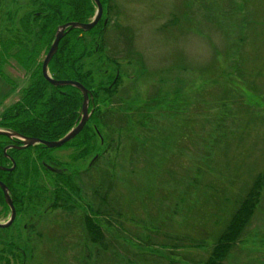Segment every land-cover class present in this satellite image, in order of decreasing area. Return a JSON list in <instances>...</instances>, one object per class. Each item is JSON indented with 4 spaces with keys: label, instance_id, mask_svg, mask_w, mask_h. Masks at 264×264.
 Returning a JSON list of instances; mask_svg holds the SVG:
<instances>
[{
    "label": "rangeland",
    "instance_id": "rangeland-1",
    "mask_svg": "<svg viewBox=\"0 0 264 264\" xmlns=\"http://www.w3.org/2000/svg\"><path fill=\"white\" fill-rule=\"evenodd\" d=\"M11 1L0 0V24L29 3ZM30 2L35 10L39 0ZM61 7L65 15L68 6ZM110 9L101 42L125 76L114 99L103 96V68L94 67L93 85L100 111L112 113L117 125L96 136L89 171L73 162V144L49 152L78 170V191L66 188L56 202L44 194L0 229L1 243L27 252L25 264H192L207 256L230 197L251 174L264 175V0H114ZM85 43L79 62L89 71L88 36ZM7 76L16 86L9 91L0 78V115L31 78ZM103 183L121 213L112 225L100 222L106 252L87 240L83 224ZM24 223L33 228L24 231ZM3 247L0 256L20 264ZM225 264H264V189Z\"/></svg>",
    "mask_w": 264,
    "mask_h": 264
},
{
    "label": "trees",
    "instance_id": "trees-1",
    "mask_svg": "<svg viewBox=\"0 0 264 264\" xmlns=\"http://www.w3.org/2000/svg\"><path fill=\"white\" fill-rule=\"evenodd\" d=\"M62 4L68 6L66 16L61 10ZM35 9H41L42 13L40 16L32 15V25L22 22L21 25H18L19 27H16L12 24L13 15L11 12L2 17L4 21L0 24V78L9 85V91L14 87H12L11 78L4 72V67L9 66L10 62L20 66L40 67V61H37V53L40 50L45 51L48 47L57 24L66 20L88 22L93 12V5L90 0H65L60 4L57 2L53 4L48 0H39ZM31 11L33 12V10ZM8 22L11 23L8 24ZM93 31L91 29L85 33L79 29H73L68 37H64L60 41L59 47L49 63V73L52 78L56 80H79L80 75L73 71V66L78 59L81 60L85 49L82 48V38L77 39V34H88ZM35 35L38 36L36 41L32 42L31 39H28V37ZM77 43L80 47L77 46ZM30 77V82L36 84L35 87L22 90L19 101L6 110L4 109L5 111L0 115V128L14 130L28 137H38L48 141L57 140L78 122L81 96L69 97L66 93H62L60 89L66 90L72 87L50 85L40 72L32 73ZM103 87H101L102 91L104 90ZM2 99L3 95H0V104ZM98 103L101 102L98 100ZM99 104L95 109L94 130L91 125L89 127V123H86L84 129L65 144V146L73 144L76 149H82L79 154H74V163L89 149L94 148V153H96L95 138L96 136L102 137V128L111 124L117 125L114 117L111 118L113 114L108 112V109H106L107 114L101 112ZM242 137L243 134H241ZM9 140L12 139L7 136H0V161L3 159L4 144ZM17 152L21 158L27 159L24 161L16 158L15 169L9 172L0 171V181L6 186L7 184L3 182L6 178L14 181L10 188L8 186L7 188L15 205L16 216L23 213L26 206L32 204L33 200H38L44 194L48 195L49 198H54L56 202L66 188L78 191V186L72 182V176L75 177L78 170L74 169L72 165L69 169L59 167L60 173L49 179L48 185L43 182L41 169H44L40 165V157L51 152V149L37 144ZM38 152L44 154L39 157ZM202 171L198 169L197 172L201 174ZM107 188H109L108 185ZM263 189L264 175L260 173L251 174L234 198L230 197L228 215L218 224V229L212 236L210 246L206 247L207 256L197 262L192 261V264H225L235 245L243 239ZM93 194L96 203L93 202V205H89L88 213L83 217L84 229L87 240L98 250L106 252L111 247H108L109 241H106L100 222L104 221L108 224L110 222L112 225V221L117 222L121 213L118 211L120 209L114 199L107 196L108 192L104 183L96 187ZM0 207L6 210V212L1 210L0 216L7 217L9 208L4 203L1 189ZM53 207L58 206L54 204ZM28 223L32 224V221L29 220ZM31 227L33 228V225L27 223L22 225L24 231ZM0 229L6 230L7 228ZM0 245L2 252L5 250L3 246H7V254L11 256L12 262L16 260L20 261V264H25L27 252L24 249L14 246L12 243L0 242ZM2 252L0 254H3ZM2 256H0V260L5 262L0 264H10L9 259ZM182 261L184 262V260ZM169 262L174 264L172 259Z\"/></svg>",
    "mask_w": 264,
    "mask_h": 264
},
{
    "label": "flooded vegetation",
    "instance_id": "flooded-vegetation-1",
    "mask_svg": "<svg viewBox=\"0 0 264 264\" xmlns=\"http://www.w3.org/2000/svg\"><path fill=\"white\" fill-rule=\"evenodd\" d=\"M90 1L93 5V12H92V15L90 16V18L88 19V21H90L94 17L95 12H96L95 3H93L92 0H90ZM13 2H15V0ZM13 2L11 1L12 4H14ZM99 2L101 3L102 13H101V16H100L97 24L92 28V30H94V31L90 32L89 34H77V39L78 38L80 39V37L82 38V48L85 49V53L83 54V56H85L86 49H87V44L85 43V37L88 36L89 39L91 40L92 44H91L90 49H88V51L90 52V55H89L90 58L89 59H90V63L92 65L93 70H89V71L82 70V67L80 66L79 59L75 62L74 66H73V71H75L76 73H78L80 75L79 80H75V81L80 82L87 89L88 107H87V121H86V123H89V127L91 125L93 130L95 127V124H94L95 109H96L97 104H99L98 99L96 97V95H97L96 89L94 88V85H93L94 84V74H95V68L94 67H97V69L103 68V76H104V79L106 80L105 81L106 86L103 87L104 88V90H103L104 95L103 96H105L104 98L108 99V100L118 97L117 95L119 92V87H118L119 81L122 79L123 75L125 76V69L120 67L119 64H112V62L109 59L111 57V56H109V51L105 48V45L101 42V38L104 36V33L106 31V27L108 25V16H109L110 10H112L110 8H112V3H114V0H99ZM29 6L30 7L32 6L30 0H29L28 5L26 7H23V12H21L20 16H18V17H17V11L18 10L16 8L11 9L12 10L11 13L13 15V18H12V24L13 25H21L22 22H24L25 24H28V25L30 23V25H32V20H33L32 15H34V16H40L41 15V13H42L41 9H35L32 12L31 11L32 7L30 8ZM69 21H72V20H66V21L59 22L57 24L56 28L59 25L64 24V23L69 22ZM56 28H55V30H56ZM55 30H54V33H55ZM70 31H68L63 36V38L68 37L70 35L69 34ZM54 33H53V37L51 39V42L54 38ZM85 33H87V32H85ZM60 41L58 43L57 49L59 47ZM51 42L49 43V45L45 49V51L43 50V52H44L43 58L45 57V55H46V53L50 47ZM77 46L80 47L79 43H77ZM88 47H89V45H88ZM125 57L121 58L120 60L127 61V59ZM43 58L40 62V67L11 65V66L4 67V72L5 73H8V71L22 72V74H24V75H26V74L31 75L32 73L40 72L42 75L41 65H42ZM49 70L50 69H49V64H48V67H47L48 73H49ZM127 79L129 81L130 80L133 81L135 78L132 74V75H128ZM35 85L36 84H34L33 82H30V79H29L26 86H24L20 90L22 92V90L29 89L32 86L35 87ZM15 86H16L15 81L12 80V87L15 88ZM62 87H64V86H62ZM65 87H72V88H67L66 90L60 89V91L64 94L66 93L69 97H77V95L81 96V103L80 104H82V100H83L82 93L77 88H75L73 86H65ZM56 90H58V89H56ZM21 92H20V94H21ZM19 97H20V95H19ZM19 97H18L17 101H19V99H20ZM13 104H15V102ZM79 111H80L79 117H77L78 121L80 120V118L82 116L81 115V108ZM83 129H84V127L82 128V130ZM11 139L12 140H9L8 142L6 141V143L4 144L3 150H2L3 151V159H1V161H0V167L5 168V170L0 169V171H3V172H9V171L16 168V165H17L16 158L18 160H24V161L27 159V158H21V156L17 154L18 153L17 151L26 150L29 147L24 148V149L19 148L21 146V140L17 139V138H11ZM30 147H32V146H30ZM62 147H65V144L61 147H58V148H62ZM58 148H49V149H51V151H52L53 149H58ZM74 149H76V148L74 147ZM81 150L77 148L75 153L79 154V152H82ZM38 154L40 157L44 153L38 152ZM39 157H37V158H39ZM78 159L79 160L77 161V163L79 165H81V167L85 168L86 171L91 170L94 167V162H95L94 148L89 149V151L87 153L83 154ZM61 164H62L61 161L54 158L51 153L45 154L42 157H40V165L44 169V170L41 169L42 179L46 185H48L49 179H52L55 174L60 173L61 170L59 169V167L66 168V169H69V167H70L69 163H68V166H64V167H62ZM7 169H10V170H7ZM3 182H5L9 188H10V185H12L14 183V181L12 179H9V178H6V180ZM12 202H13V199H12ZM13 205H14V203H13ZM14 207H15V205H14ZM1 210L3 212H6V210H4L3 207H2V209L0 207V211Z\"/></svg>",
    "mask_w": 264,
    "mask_h": 264
},
{
    "label": "water",
    "instance_id": "water-1",
    "mask_svg": "<svg viewBox=\"0 0 264 264\" xmlns=\"http://www.w3.org/2000/svg\"><path fill=\"white\" fill-rule=\"evenodd\" d=\"M93 3L96 5V12L94 17L89 22H78V21H69L64 24L59 25L54 33V38L50 44V47L43 58L42 65H41V71L43 78L49 82L53 86H73L77 88L83 96L82 104H81V118L80 120L71 128L69 129L61 138L57 140H44L40 139L38 137H28L21 135L17 133L14 130L10 129H3L0 128V135L1 136H7L9 138H17L21 140V146L19 148H27L30 146H34L37 144H41L47 148H58L72 140L84 127L86 121H87V107H88V95H87V89L78 81L75 80H56L50 76V74L47 71L48 64L53 57V55L57 51V46L59 41L63 38V36L70 30L73 29H79L83 32H87L91 30L98 22L101 13H102V7L99 0H92ZM0 169L5 170V168L0 167ZM11 169V168H10ZM7 169V170H10ZM0 189L2 191L3 199L5 204L9 208V216L5 221H0V228H8L12 225L15 216L16 211L12 202V198L10 196L9 190L7 186L0 181Z\"/></svg>",
    "mask_w": 264,
    "mask_h": 264
}]
</instances>
